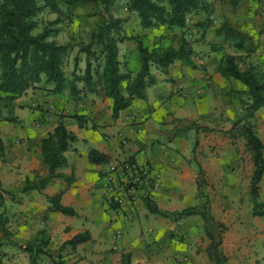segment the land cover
I'll return each instance as SVG.
<instances>
[{"label": "crops", "instance_id": "obj_1", "mask_svg": "<svg viewBox=\"0 0 264 264\" xmlns=\"http://www.w3.org/2000/svg\"><path fill=\"white\" fill-rule=\"evenodd\" d=\"M192 60L193 64L176 61L167 71L154 67L155 83L147 88V97L135 98L117 117L113 116L112 97L100 90L90 92L81 83L77 85L82 90L76 93L65 89L55 95L29 89L12 101L3 99L5 94L0 92L2 114L10 111L19 125L7 137L12 140L11 151L3 143V154L8 159L3 169L15 175L13 186L17 190L27 178L48 174L40 143L58 125L60 115L86 117L84 127L65 117L66 122L71 120L67 127L77 139L65 152L67 164L57 170L61 177L53 178L43 190L23 193L25 199L34 201L26 200L24 207L29 204L28 208L33 209L40 204L47 210V196L63 191L61 202L76 214L49 212L36 231L29 228L30 224L21 223L15 229L17 239L33 235L38 228L48 229V248L56 250L76 234L88 231L90 239L61 248L66 264H121L124 253H130L131 264H214L207 253L210 239L203 233L199 215L174 220L151 213L145 204L146 196L167 211L196 204L200 165L212 191L213 213L229 226L222 244L226 264H264V216L253 213L249 194L252 154L238 129L227 132L244 113L229 91L245 87L236 79L223 77L219 64L214 65L208 58L195 60L192 56ZM29 106H42L36 110L48 116L40 122L39 114L35 118L25 113ZM251 122L264 142V106ZM194 124L213 130L200 129L196 134L192 128L185 132ZM190 137H197L200 143L197 146L195 141L196 153L192 152ZM209 144H217L219 155L211 152ZM92 149L107 154L110 161L91 163L88 155ZM198 150L209 155L202 157ZM126 159L148 169V183L126 185L121 168ZM65 177L72 180L68 182ZM259 194L264 204V174ZM220 205L224 212L219 210ZM192 218L194 225L188 223ZM181 231H189L191 238ZM45 256L40 264L47 262Z\"/></svg>", "mask_w": 264, "mask_h": 264}, {"label": "trees", "instance_id": "obj_2", "mask_svg": "<svg viewBox=\"0 0 264 264\" xmlns=\"http://www.w3.org/2000/svg\"><path fill=\"white\" fill-rule=\"evenodd\" d=\"M120 0H2L0 3V92L5 96L3 99L12 101L23 95L27 90L35 88L40 83L51 85L48 90L51 94H62L69 82L73 93L79 92L78 82L84 83V89L90 92L100 90L104 96L114 99L113 116L129 107L135 98L145 99L147 88L155 83L152 66L167 71L176 61H184L193 64L192 56L194 48L184 31L177 35L178 45H153L149 46L144 41L143 35H129L123 31L122 22L113 14V9ZM245 0H221L232 9H237ZM263 2L264 0H256ZM96 6V14L101 18L100 25L92 32L91 41L84 50L87 55L93 46L99 47L103 56V64L96 65L93 69L91 60H87L86 68L82 75L74 71L73 78L68 80L64 70L65 58L70 50V45L59 42L53 38L52 30L44 26L40 31L37 16L46 8L59 16L63 15L64 8L71 13L79 6ZM210 6L208 0H126L129 11L137 13L144 29L159 28L161 26L170 30L184 29L187 26L188 15L198 10H207ZM60 19L57 18L55 22ZM219 36L225 39L235 40L238 49L249 48L245 45V36L224 22L216 29ZM127 40H133L139 59L140 68L134 73L122 66L119 59V44ZM219 72L223 77L233 78L240 81L244 89H231L229 93L246 95L238 100L243 107L244 113L238 118L233 127L227 131L232 132L239 128L240 135L244 137L246 146L252 154L254 164L251 176L250 195L253 201V213L264 216V204L260 201L259 183L264 174V142L256 133L251 118L264 106V71L256 66L242 69L234 54H226L219 65ZM65 117L75 119L80 127H84L86 117L84 115H60L58 125L53 132L43 138L40 143L43 161L47 164V175H35L34 179H26L21 192L30 190H43L55 177H61L57 170L67 164L65 152L77 135L69 130ZM10 121L15 120L7 119ZM213 130L210 127L192 125L188 129ZM198 140H196V143ZM0 148L3 146L0 144ZM89 161L94 164H102L110 161V157L92 149L88 155ZM128 161L134 163L131 159ZM70 182L72 178L65 177ZM198 203L185 207L181 210L167 211L159 208L157 203L146 196L145 204L149 211L155 215L171 217L174 220L199 215L203 219V227L210 244L207 249L209 258L215 264H226L228 258L225 255L222 244L227 230L226 224L219 220L212 210L211 192L206 189L207 179L204 170L199 165L197 178ZM2 183L0 181V188ZM63 191L47 196L49 202L48 212H60L75 215L76 211L61 202ZM1 195V194H0ZM3 195H1L2 198ZM8 218L4 211H0V245H4L5 239L12 238V232L7 227ZM88 231L76 234L72 239L63 243L75 246L90 239ZM49 236L44 235V229L27 240L21 246L29 253L30 264H40L43 255L49 256L53 264H66L61 254L48 248ZM0 264H4L0 260ZM121 264H131L130 253L122 255Z\"/></svg>", "mask_w": 264, "mask_h": 264}, {"label": "rangeland", "instance_id": "obj_3", "mask_svg": "<svg viewBox=\"0 0 264 264\" xmlns=\"http://www.w3.org/2000/svg\"><path fill=\"white\" fill-rule=\"evenodd\" d=\"M208 1L210 6L207 10H198L188 15L187 26L182 30H170L164 26L159 28L144 29L137 13L131 12L127 9L126 0L118 1L115 8L113 9V14L114 16L123 19L122 27L125 33L129 35H143L144 41L149 46H177V35L184 31L186 37L191 41L194 48L193 57L195 60L208 58L214 65H220L223 57L226 54H234L237 56L238 64L242 69H246L250 66H256L258 70L264 71V1L258 2L256 0H245L237 9H232L228 4L222 3L221 0ZM1 2L2 0H0V3ZM96 11V6L84 5L77 7L72 13L64 8L65 13L59 16L57 13L52 12L49 8H46L37 16L39 28L35 32L40 31L44 26H48L52 30L54 39L62 43H67L71 47L65 58L64 65V70L68 80L73 78L74 71H76V73L79 75L84 73L87 60H91L93 69L96 65L103 64V56L100 54L98 46H93L91 48V51L95 52L91 53L90 55H87V53L82 50L90 43L92 32L100 25L101 18L96 14ZM57 18L60 20L55 22ZM224 22L229 23L243 36H245V45L249 48L238 49L234 44V39L227 40L224 38V36H219L217 34L216 29ZM119 47V59L122 62V66L136 73L140 68V63L136 53L134 41L127 40L123 43H120ZM154 67L155 66L153 65L152 69ZM78 83L84 84L83 82ZM48 87L52 86L40 83L37 87L31 89H43L46 92L49 91ZM65 89L68 91V93L72 92L70 90L69 82L66 84ZM241 96L246 98V95L238 94L236 92L234 94L235 99H239ZM31 100L32 99H29V103ZM0 101H2V99H0ZM39 107L42 106H29L25 110V113L36 118L39 114L36 109ZM1 111L2 108L0 110V144L3 146L2 149L0 148V181L2 183L0 194L3 196L1 198L0 195V211H4L5 216L8 218L7 227L12 232L13 237L5 239V244L0 245V260L4 264H30L29 253L26 252L21 245H25L27 240L34 237L39 230L44 228H38L39 230L37 232L29 237L22 238V240H19L20 238L17 239V236L15 237V235H17L15 229L18 225L24 223L26 225L30 224L29 228L36 231L37 227L43 221L47 220L49 217V212L43 209L40 204L34 206L33 209L35 210L31 208L29 209V204L24 207L26 200L28 203H33L34 201L31 199H25L23 192H21V188L17 190V188L13 186L16 183V179L14 177L15 175L13 176L11 172H6L3 169L8 161V159L5 158V155L3 154V143H7L9 151H11V147L13 148V145L11 144L12 140H10V138L7 139V137L12 133H15L16 128L19 125L17 121L7 120L11 118L14 119V116L10 111H8V113L6 112L7 114H2ZM43 111L44 109L41 110V112ZM52 111L54 112V115H57L55 110ZM46 112L52 113L48 109ZM39 116L40 117L38 119L40 122H42V120H45L46 116L48 115L41 113ZM69 121L71 120L68 119L67 122ZM237 132L239 133V128ZM179 136L183 135L179 133ZM190 138L193 140L192 152L196 153L194 150V145L197 137H194V139L193 137ZM207 141L211 142V139L208 138ZM199 144L200 143L198 141L197 146H199ZM209 146L211 152L214 155H219V147L217 144H209ZM198 155L207 157L209 154L198 150ZM2 156H4V159L1 158ZM209 185L210 184L207 180L206 189L212 193V191L209 189ZM241 192L243 193V191ZM220 206L221 207H219V210L224 212L225 208H222L223 205ZM188 223L194 225L195 222L192 218V222ZM228 229L229 226H227L225 234L227 233ZM181 233L184 236L186 235L189 239L191 238L189 231H181ZM203 233H205L204 227ZM44 235L49 236L48 229H44ZM108 245H110L109 242ZM55 251L57 254H60L61 248L56 249ZM41 259H43V257H41ZM45 259L47 262L43 264H53V260L49 256H45Z\"/></svg>", "mask_w": 264, "mask_h": 264}, {"label": "built area", "instance_id": "obj_4", "mask_svg": "<svg viewBox=\"0 0 264 264\" xmlns=\"http://www.w3.org/2000/svg\"><path fill=\"white\" fill-rule=\"evenodd\" d=\"M121 168L127 184L148 183L150 178L146 167H138L127 159L121 163Z\"/></svg>", "mask_w": 264, "mask_h": 264}]
</instances>
